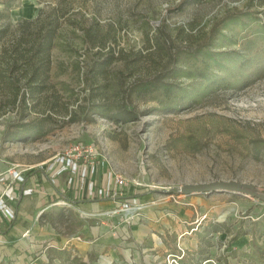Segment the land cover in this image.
<instances>
[{
  "label": "rangeland",
  "instance_id": "374dc122",
  "mask_svg": "<svg viewBox=\"0 0 264 264\" xmlns=\"http://www.w3.org/2000/svg\"><path fill=\"white\" fill-rule=\"evenodd\" d=\"M5 1L0 0V11ZM7 1L11 4L0 18V24L8 25L0 41V59H6L4 51H9L13 43L32 40L44 17H54L57 26L49 51V69L46 72L44 66L39 67V72L45 76V86L35 93L33 100L27 99L29 106L20 102V96L13 104L11 86L0 82V171L14 167L22 171L23 176L30 169L44 171L54 155L70 145L91 144L100 154L95 182L99 175L105 178L108 171L121 175L126 183L121 188V199L141 194L129 199L145 202V208L155 209L168 203L176 208H187L190 197L203 200L199 214L187 220L188 225L184 223V234L180 238L198 237L205 228L214 230L216 224L223 225L224 230L206 235L209 258L205 264H223L222 258L226 259V264H264V231L259 232L263 227L258 223L264 221V199L225 191L183 195L173 189L188 183L235 179L250 182L264 193V73L240 89L202 92L191 87L186 90L185 98H179L178 93L177 105L170 111L157 108L147 98H135L127 91L137 81L158 75L175 80L179 88L198 83L168 75V55L152 46L147 36L150 39L154 34L159 35V39L166 37L171 52L191 48L200 40L198 34L206 31L226 10L241 9L249 4L260 11L264 0ZM36 18L39 21L36 22ZM94 25L98 27L96 34L104 36L101 53L98 52L100 46L96 43L91 46V40L83 37L84 29ZM227 41L217 43L223 45L221 49L242 50L241 42L231 47L225 46ZM25 45L28 47L23 42L22 46ZM109 46L113 49L112 59L102 72L96 70L91 77L89 65L96 60L103 61ZM251 59L259 60L256 56ZM13 75L21 73L17 70ZM99 100L105 102L106 116L91 109V104ZM126 109L133 111L130 120L123 122L112 117ZM25 122L41 128L23 132L20 126ZM64 175L58 178L59 182L64 183ZM63 183L61 192L66 197L86 199L85 185L80 180L73 186ZM54 203L37 213L64 236L77 237L83 226L93 227L100 241L102 228L99 227L105 222L113 233L124 226L129 234L126 241L137 243L136 226L142 222L145 208L140 215L129 217L122 211L103 213L113 207L97 210L86 202L73 204L58 198ZM2 214L0 209V216ZM238 232L239 236L251 237L247 246L242 247L246 253L253 251L252 239L261 245L254 256L256 260L241 251L234 255L225 252L230 237ZM79 235L86 238L87 234ZM172 238L173 235L166 234L168 241ZM236 240L231 243L233 251L237 248ZM101 251L99 247L84 258L100 264L105 260ZM161 253V264H167L174 258L170 253L182 255L183 252L167 248ZM49 254L59 257L53 251ZM196 257L193 252L188 256L193 262ZM5 260L8 264L15 262ZM80 262L83 261L78 258L75 264Z\"/></svg>",
  "mask_w": 264,
  "mask_h": 264
},
{
  "label": "trees",
  "instance_id": "16d2710c",
  "mask_svg": "<svg viewBox=\"0 0 264 264\" xmlns=\"http://www.w3.org/2000/svg\"><path fill=\"white\" fill-rule=\"evenodd\" d=\"M184 1L186 0H182V2ZM182 2L180 4H182ZM4 4V9L0 11V18L5 16L8 5L11 3L6 0ZM35 21H39V18H36ZM25 23L26 22L23 24ZM56 26V19L52 16H46L41 19L40 27L32 40H16L17 42L10 46L9 51L4 49L6 59L2 60V57L0 59L2 62H0V82H7L9 83L8 85L11 86L13 92L11 102L13 104L21 98L20 102L24 104V106H29L27 99L30 98L33 100L35 93L45 86V76L39 72V67L44 66L46 72L49 69V51L53 44V34ZM7 28L8 25L5 26L0 24V41L5 35ZM97 29L98 27L96 25L84 29L83 37L91 40V46H94L95 43L100 46L98 52L101 53L105 41L103 35L99 36L96 34ZM180 31L183 30L180 29ZM201 33L202 34H198V36L201 35L202 37L200 36V40L196 46L191 48H177L174 52H171L166 37L159 39V35L154 34L153 38L150 39L147 36L152 46L161 49L168 55L166 63L167 71L169 72L168 75L176 78L185 77L187 79L197 80V84L193 85L192 83L185 86V88H179L180 86L175 80L169 79L166 75H158L155 76V78L137 81L132 84L127 91L135 98H147V100L155 103L157 108L170 111L177 105L175 100L177 99L178 93H180L179 98H185L184 96L187 95L186 90L191 87L199 88L202 92H214V90L217 89L229 88L240 89L254 82L264 73V8L258 11L256 8L254 9V7L247 4L241 9L235 7L226 10L221 17L213 21L206 31H202ZM224 39H228L225 46L233 47L241 42L243 47L242 50L236 48L221 49L223 45L217 42ZM23 42H26L28 47L26 45L22 46ZM107 52L108 55L103 61L96 60L95 63L89 65V70L92 72L91 74H93L91 77H94L96 70L102 72L105 69V64L109 63L112 59L113 49L111 46L108 47ZM252 56L258 57L259 60L253 61L251 59ZM17 70L21 75L14 77L13 74ZM189 96L193 98L192 95ZM91 109L100 112L103 116L107 115L106 105L103 100L93 102L91 104ZM132 114L133 111L131 109H126L122 113L112 117L125 122L131 119ZM20 127L23 132L39 130L41 128L40 126L28 122H25L24 125ZM33 172H35V169L28 170L26 176ZM139 195L141 194L134 193L126 196V198L138 197ZM60 199H65L73 204L91 201L86 199L81 201V199L68 198L64 195L60 196ZM101 199L102 198L92 201H100ZM13 219L14 218L9 220L7 227L12 225ZM258 223L260 227H263L259 230L261 233L264 231V221ZM221 229L224 230V227L220 224H216L214 230L205 228L202 233L198 234V238L202 240L203 244H206L208 241L206 235L213 231L219 232ZM239 234L238 232L230 237L231 239L224 248L225 252L229 251V253L234 255L237 250H232L231 243L237 239ZM260 248L261 245H259L255 239H252L251 249L253 251H251L250 254L244 252V255H251V257H254L259 252L258 250ZM54 251L59 254L63 260H69V255H67L65 249H57ZM175 258H177V264H201L202 261L198 260L192 263L189 258ZM205 258L208 259L209 257ZM77 260V257H73L71 261L76 262ZM225 260V258H222L223 264H226ZM78 264L84 263L80 262Z\"/></svg>",
  "mask_w": 264,
  "mask_h": 264
},
{
  "label": "crops",
  "instance_id": "0c3cea01",
  "mask_svg": "<svg viewBox=\"0 0 264 264\" xmlns=\"http://www.w3.org/2000/svg\"><path fill=\"white\" fill-rule=\"evenodd\" d=\"M0 173L2 172L0 171ZM100 177L101 175H99V181ZM62 183L63 180L60 182L58 180V183L52 184L45 171L35 169V172L28 176L25 174L22 182L14 181L9 185L3 201L6 206L13 210L14 219L12 225L7 227L9 219L4 214L0 216V264H8L5 258L15 260L14 263L9 264H75L74 261H71L73 256L82 259L84 264H98L95 261L88 262L84 257L95 252L99 247H102L101 253L105 258L100 264H161L163 257L161 252L167 248L168 250L173 249L174 252L178 249L182 250V255L169 254L174 258L183 257L187 259L193 252L197 255L194 262L202 260L201 264H205L204 262L208 260L205 258L209 257L207 254L208 247L202 243L201 239L195 235L190 236V233L186 239L180 238L184 234V223L188 225L190 222L187 220L191 219L193 215L199 214L198 209L203 204L200 197H190L186 202V205H189L187 208L180 206L176 208L171 203L159 205L156 209L145 208L141 218L142 222L136 226L139 231L137 243L126 241L129 234L125 232L124 226L118 227L113 233L105 222L99 227L102 228L99 231L102 238L100 241L96 237L97 232L94 228L85 226L77 232L78 239H76L74 234V236H64L58 230L56 231L52 224L45 218L40 219L37 213H40L42 208L54 205L56 198L60 199V196L64 195L61 192L64 189ZM85 202V204H91V209L98 210L100 208H112L119 201L101 199L100 201ZM162 206H168L169 209H161ZM79 234H87V240ZM166 234L173 235V238L168 241ZM176 235L178 238L174 240ZM250 238L247 234L237 237V248H235L237 252L246 251L242 247L247 246ZM43 242H45V247H43ZM37 248L38 251H36ZM57 249H65L69 255V260H63L60 255L57 259L49 254V251L55 252L54 250ZM163 261L165 262V260Z\"/></svg>",
  "mask_w": 264,
  "mask_h": 264
},
{
  "label": "built area",
  "instance_id": "2783aa9c",
  "mask_svg": "<svg viewBox=\"0 0 264 264\" xmlns=\"http://www.w3.org/2000/svg\"><path fill=\"white\" fill-rule=\"evenodd\" d=\"M99 157L100 154L93 145L76 142L63 152L55 154L53 159L49 161L50 163L44 168V171L48 174L52 184L58 183V178L63 177L64 174V184L67 186H73L76 180H80L85 185V197L88 200L109 198L112 201H119L112 209L103 213L115 214L117 211H122L127 212L130 215L129 217L140 215L147 203L131 199L127 200L128 198L125 199V196L123 199L120 198V195L123 194L121 188L126 184L121 175L108 171L105 178L101 175L100 181L98 179V182H95V177L99 170ZM103 163L104 161L101 160V164ZM21 173L22 171L14 167L0 173V209H2L4 216L9 220L14 218V212L4 204L3 197L12 182H22L24 180V176ZM5 181H7L6 184H4ZM172 262L177 263L173 258L167 264H172Z\"/></svg>",
  "mask_w": 264,
  "mask_h": 264
},
{
  "label": "water",
  "instance_id": "95a60500",
  "mask_svg": "<svg viewBox=\"0 0 264 264\" xmlns=\"http://www.w3.org/2000/svg\"><path fill=\"white\" fill-rule=\"evenodd\" d=\"M175 191L182 193L183 195L189 194H203L212 193L217 191L234 192L237 194H242L244 196H252L259 199H264V193H260L257 187L250 182L232 180H222L217 181H202L199 183H188L183 185H178L173 188Z\"/></svg>",
  "mask_w": 264,
  "mask_h": 264
}]
</instances>
